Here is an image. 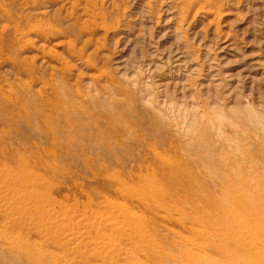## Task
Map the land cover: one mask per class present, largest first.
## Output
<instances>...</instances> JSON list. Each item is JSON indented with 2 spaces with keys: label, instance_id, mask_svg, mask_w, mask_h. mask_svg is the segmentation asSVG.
<instances>
[{
  "label": "rangeland",
  "instance_id": "rangeland-1",
  "mask_svg": "<svg viewBox=\"0 0 264 264\" xmlns=\"http://www.w3.org/2000/svg\"><path fill=\"white\" fill-rule=\"evenodd\" d=\"M23 174L80 236L0 215V264H264V0H0L9 198Z\"/></svg>",
  "mask_w": 264,
  "mask_h": 264
},
{
  "label": "bare ground",
  "instance_id": "bare-ground-1",
  "mask_svg": "<svg viewBox=\"0 0 264 264\" xmlns=\"http://www.w3.org/2000/svg\"><path fill=\"white\" fill-rule=\"evenodd\" d=\"M214 21V20H213ZM38 24V23H37ZM39 26H41V24L39 25ZM68 41V40H67ZM9 162V161H8ZM24 163V162H23ZM22 164V163H21ZM24 165V164H23ZM3 168V167H2ZM33 169V168H32ZM7 170V169H6ZM6 170H4V171H6ZM9 171H11V170H9ZM14 172V171H13ZM31 172V171H30ZM27 173H28V171H27ZM26 173V174H27ZM15 174V173H14ZM29 174V173H28ZM18 175V174H17ZM22 175V174H21ZM19 176V175H18ZM30 175H24L23 174V176H20V177H17L18 179H19V181L22 183V184H19V185H21V190H20V188H19V190L22 192H20L19 190H18V192L19 193H17L16 191V193H15V195H14V197H16L15 199H18V201L19 202H21V206L23 205V207L25 208V210L26 211H22V210H20V209H22V207L20 208V207H18L17 208V206L15 207L14 205H13V203H15V202H17V201H15L14 199V201L15 202H12L11 200H12V198H14V197H12V198H9V196H11V194H10V192H12V189H10L11 187H8L7 186V188H9L10 189V191H9V189H7V188H2L1 186H0V201H2L3 203H0V215L3 217V219L4 218H6V228H7V230H8V228H9V225H8V222H11V230L12 231H16L15 233H16V235H19L20 233H22V230H25V232H29L30 234L31 233H36V235H37V237H39V238H42L43 240H41V242H43L44 240H46V239H48V240H51V239H53V240H55L56 242H57V244H58V246H60V247H63V248H66V247H71V245H70V243L72 242V240L74 239V238H76V237H78L79 238V236H80V234H79V231H77L75 228L73 229V225L74 226H78V224H73V221H72V219H73V217L72 216H69V215H67V213H63V214H57V215H59V216H56V215H53V216H50V218H46V216H49V215H52L50 212H46L45 211V213H47L46 214V216L44 215V216H41V210H39L40 211V213L39 214H37V213H35L36 211H33V210H36V208L39 206V204H40V202H41V199L42 198H37V196H39V194H36V193H38V192H36V191H30L31 189L29 188V190H28V188L27 187H31V186H38V182H35L34 181V179L32 180V178L31 177H29ZM6 177V176H5ZM28 177V178H27ZM34 177V176H33ZM7 178H9V177H7ZM11 178H13V177H11ZM10 178V179H11ZM15 178V177H14ZM16 178V179H17ZM31 180H30V179ZM38 178V177H37ZM37 178H35V179H37ZM17 179V180H18ZM5 180V179H4ZM38 180V179H37ZM15 181V180H14ZM13 180L11 181V182H14ZM18 181V182H19ZM259 182H262V181H259ZM258 182V183H259ZM16 183V182H15ZM257 183V184H258ZM260 184V183H259ZM262 184H260L259 186H261ZM259 189L261 188V187H258ZM16 189V188H15ZM7 190V191H6ZM14 190V189H13ZM6 191V192H5ZM9 191V192H8ZM256 193H257V191H256ZM12 194H13V192H12ZM249 195V194H248ZM13 196V195H12ZM255 196V195H254ZM253 196V197H254ZM259 196V195H258ZM41 197V196H40ZM244 197V196H243ZM249 197H250V195H249ZM4 201H3V200ZM200 199V198H199ZM254 199V198H253ZM247 200V199H246ZM251 200V199H250ZM22 201H25L24 203H22ZM249 201V200H248ZM252 201V200H251ZM254 201V200H253ZM246 202V201H245ZM250 203V202H249ZM248 203V204H249ZM252 203V202H251ZM250 203V204H251ZM256 204V202H253L252 204ZM15 205H16V203H15ZM106 206H108V205H106ZM113 206V205H112ZM237 206H238V204H237ZM246 206V205H245ZM34 207H35V209H34ZM239 207H241V206H239ZM244 207V206H243ZM250 207V206H249ZM32 210H31V209ZM39 208H40V206H39ZM118 208H120V207H118ZM117 207H115V209H112V210H116V209H118ZM226 208V207H225ZM254 208V207H253ZM257 208H259L258 206H257ZM261 208V207H260ZM259 208V209H260ZM19 209V210H18ZM31 210V212L33 211L36 215L34 216L33 214L34 213H30V211L29 210ZM121 209H123L122 208V206H121ZM120 209V210H121ZM244 209V208H243ZM248 209H250V208H248ZM24 210V209H23ZM44 208H43V212H44ZM222 210V209H221ZM228 210H229V208H228ZM232 210V209H231ZM252 210V209H251ZM263 210V209H262ZM261 210V211H262ZM38 211V210H37ZM38 211V212H39ZM63 211H65V210H63ZM111 211V210H110ZM113 211V212H114ZM124 211V210H123ZM122 211V212H123ZM245 211V210H244ZM258 211V210H257ZM42 212V213H43ZM113 212H111L110 214H112ZM118 211H115V213H117ZM125 212V214L126 213H128V211H124ZM124 212H123V215L122 216H119V217H121V218H119V217H117V218H113L114 220H111V222L112 221H115V222H112V225H114V224H116L117 222H119V223H122V221H129V220H131V219H129L130 217H131V215L129 214V216H127V215H125L124 214ZM230 212H233V211H230ZM255 212V211H254ZM253 212V213H254ZM20 213H21V215H20ZM114 213V214H115ZM121 213V212H120ZM224 213H226V212H224ZM227 213H229V212H227ZM262 213V212H261ZM122 214V213H121ZM61 215H64L63 217H61ZM118 215H120V214H116V216H118ZM234 215V214H233ZM55 216V217H54ZM109 216V215H108ZM228 216V215H227ZM248 216V215H247ZM80 217V216H79ZM99 217V216H98ZM97 217V218H98ZM133 217V216H132ZM250 217V216H249ZM62 219H65V222L64 223H62ZM88 219V218H87ZM100 219L102 220V219H104V218H102V217H100ZM137 219V218H136ZM245 219V218H244ZM36 221V223H37V226L36 225H34V223L32 224V221ZM74 220V219H73ZM98 220V219H97ZM105 220V219H104ZM103 220V222L102 223H104L105 224V221H107V220H105L104 221ZM109 220V219H108ZM233 220V219H232ZM252 220V219H251ZM260 220V219H259ZM258 220V221H259ZM88 221V220H87ZM94 221V220H93ZM96 221V220H95ZM249 221V220H248ZM246 222V221H245ZM254 222V221H253ZM75 223V222H74ZM80 223V222H79ZM136 223V222H135ZM139 223V222H138ZM137 223V224H138ZM110 224V223H109ZM233 224V223H232ZM251 224V223H250ZM4 225V226H5ZM8 225V226H7ZM32 225H34V226H32ZM248 225V224H247ZM257 225V224H256ZM256 225H255V227H256ZM249 226V225H248ZM258 226V225H257ZM79 227V226H78ZM81 227V226H80ZM121 227V229L122 230H124L123 228H122V226H120ZM234 227V226H233ZM236 227V226H235ZM251 227V226H250ZM252 227H253V225H252ZM263 227V226H262ZM77 228V227H76ZM239 228V227H238ZM237 228V229H238ZM257 228V227H256ZM80 229V228H79ZM121 229H118L117 228V231H121ZM139 229V228H138ZM241 230V229H240ZM240 230H239V232H240ZM243 230H244V228H243ZM257 230V229H256ZM115 231V230H114ZM242 231V230H241ZM116 232V231H115ZM122 232L123 231H121L120 233L122 234ZM253 232V231H252ZM239 234V233H238ZM29 235V234H28ZM33 235V234H32ZM241 235V234H240ZM243 235V234H242ZM253 235V234H252ZM264 235V234H263ZM25 236V235H24ZM20 237V236H19ZM236 237V236H235ZM243 237H244V235H243ZM255 237V236H254ZM18 238V237H17ZM45 238V239H44ZM246 238V237H245ZM27 239V238H26ZM81 239V238H80ZM250 239V238H249ZM76 240H77V238H76ZM244 240V239H243ZM27 241V240H26ZM250 241V240H249ZM254 241V240H253ZM261 241V240H260ZM74 242H75V239H74ZM24 243H26V242H24ZM39 243H40V241H39ZM38 243V244H39ZM77 243V242H76ZM75 243V246L77 245ZM22 244V243H21ZM44 244V243H43ZM72 244V243H71ZM42 245V244H41ZM68 245H70V246H68ZM263 245V244H262ZM27 246H28V248L30 249V248H32V249H35V251L37 250V248L36 247H33L30 243H29V241H28V243H27ZM74 246V245H73ZM72 246V247H73ZM242 246V245H241ZM24 247H26V246H24ZM249 247H250V245H249ZM40 248V247H39ZM76 248H78V246L76 247ZM240 248V247H239ZM69 249V248H68ZM258 249H260V248H258ZM80 250V249H79ZM254 250V249H253ZM264 250V249H263ZM73 251V250H72ZM259 251V250H258ZM82 252H84V251H80V253H78V251H77V256H79V255H83V253ZM246 252V251H245ZM252 252V251H251ZM75 254V253H74ZM249 254V253H248ZM253 254H254V252H253ZM61 256V259L63 260V258H64V255L63 254H60ZM68 255V254H67ZM66 255V256H67ZM261 256V255H260ZM53 257V256H52ZM56 257V256H55ZM58 257V256H57ZM54 258V257H53ZM236 258V257H235ZM234 258V259H235ZM249 258H251V257H249ZM254 259V258H253ZM51 260V259H50ZM65 260V259H64ZM257 260V259H256ZM238 261V260H237ZM251 261V260H250ZM241 262V261H240ZM254 262V261H253ZM56 264V263H55Z\"/></svg>",
  "mask_w": 264,
  "mask_h": 264
}]
</instances>
